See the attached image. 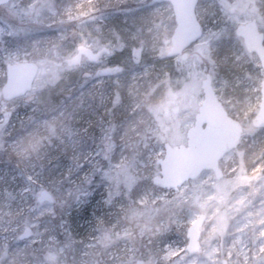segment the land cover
Listing matches in <instances>:
<instances>
[{"label": "rangeland", "instance_id": "obj_1", "mask_svg": "<svg viewBox=\"0 0 264 264\" xmlns=\"http://www.w3.org/2000/svg\"><path fill=\"white\" fill-rule=\"evenodd\" d=\"M108 1L119 7L95 13V0H10L0 7V264L11 252L24 264L21 253L34 244L49 255L31 264H264V129L251 124L263 73L235 34L238 24L253 19L264 34V0H199L203 34L184 60L165 57L175 28L167 1ZM39 31L54 34L31 37ZM79 45L108 53L67 67ZM48 60L62 64L57 73L47 68ZM22 61H34L40 70L23 98L5 102L4 65ZM114 65L119 70L111 77H97ZM205 74L243 127L239 146L220 161V180L205 170L177 190L150 185L146 179L158 173L163 144H186ZM152 79L159 87L156 102L150 101ZM68 95L76 101V118L51 114L53 97L61 96V104ZM14 128L23 133L9 136ZM83 134L101 146L83 149ZM45 166L56 168L55 191L72 197L55 227L47 220L53 204L36 202L47 189ZM106 172L120 182L108 177L102 185ZM91 176V188L77 195ZM201 213L200 245L190 254L186 230ZM27 226L32 236L20 241ZM55 230L76 242L71 255Z\"/></svg>", "mask_w": 264, "mask_h": 264}, {"label": "water", "instance_id": "obj_2", "mask_svg": "<svg viewBox=\"0 0 264 264\" xmlns=\"http://www.w3.org/2000/svg\"><path fill=\"white\" fill-rule=\"evenodd\" d=\"M10 0H0V6L6 5ZM172 7L175 28L170 37V47L166 57L171 58L180 55L182 59L188 57L182 53L202 35L201 25L197 20L195 8L199 0H167ZM236 34L242 37L244 46L248 52H253L263 71L260 84L261 100L258 112L252 120L255 128L264 127V36L259 33L255 21L245 25H238ZM105 48L97 53L87 48L78 47L74 57L66 61L68 67L77 65L82 55L89 61H96ZM119 69L118 66L106 68L98 73V76L109 77ZM38 67L33 62H22L7 66L6 80L1 93L5 100L22 97L32 87V82L37 74ZM203 100L194 118V124L186 131V145L172 146L164 143V155L156 159L159 166V174L152 178V184L159 188L177 190L183 183L196 178L203 170L213 172L216 179L223 176L219 167V160L229 151L236 148L242 134V127L238 121L228 116L221 102L216 98L211 86L210 76L207 74L201 81ZM38 203L52 202L51 194L43 190L36 198ZM205 216L200 214L186 230L188 239L186 250L195 253L199 246L200 227ZM31 236V228L26 227L19 236V240H25ZM134 264H146L137 260ZM222 264H227L222 261Z\"/></svg>", "mask_w": 264, "mask_h": 264}, {"label": "trees", "instance_id": "obj_3", "mask_svg": "<svg viewBox=\"0 0 264 264\" xmlns=\"http://www.w3.org/2000/svg\"><path fill=\"white\" fill-rule=\"evenodd\" d=\"M55 1L57 3H59L61 0H55ZM133 5H134V3L131 4V6H133ZM88 6H91V5H88ZM83 7H86V6H83ZM115 7L116 8L119 7V4H116L115 2H109L108 0H95V2L92 4L90 9L95 11V13H97V11H107L108 9L115 10L114 9ZM12 26L14 28H16L14 24ZM45 29H47V28H45ZM45 29H43V30H45ZM53 34H54V32L39 31L34 36H31V37L32 38H34L35 36H48V37H50ZM47 65H48L49 70H51L53 73H57L58 70L61 68V64L60 63L57 64V63L52 62L50 60H48ZM152 80H150V81H152V85L154 86V89H153V92L150 94V101L151 102H156L157 98H156L155 95H156V90L159 89V87L157 88V86H156V79H152ZM61 98H62L61 96L53 97V100L55 102V106L51 110L50 113L54 114V115H58L60 113V114H65V115H67L70 118H76V116H77L76 113L78 112V110H74L76 101L73 100L74 99L73 95L66 96L64 98V103L59 104V101H60ZM95 105L96 104L91 103L89 105V109L90 110L91 109L95 110L93 112H95L97 115H99L98 110H96L94 108ZM60 107H62V108H60ZM77 109H78V107H77ZM84 113H86V112L84 111ZM21 133H23V132H21L18 129L14 128L9 136L15 137V136H17V135H19ZM81 139L82 140L80 141V143L81 144H83V143L86 144V145H82L83 149H85L86 147L90 146V144L92 146H101L100 145L101 141L98 140L97 137H93V136H88L87 137L85 134H83L81 136ZM4 147L5 148L8 147V142L5 143ZM69 151H70V149H67L66 152L68 153ZM4 154L5 155H9L10 156V160H16L15 155H13L10 151L4 152ZM105 165H106V160H105V158H102V160H101V168L106 169ZM43 170L46 172V174H47L46 177L48 179L46 188L49 189L55 195V198H56L55 202L53 203L54 212H53V214H52V216L50 218H47V220H50L51 226L55 227L57 224H59L63 220L66 208L69 206L68 202L71 200L72 197L70 195L69 196L65 195L64 194L65 191H63L62 193L61 192H56L55 189L53 188V186L56 184V182L58 180V178L55 175L56 174V168L53 169V170H50V169H48V166H45L43 168ZM108 175H110V176H108ZM108 177H110V181L112 182V184L120 182V176L119 175L110 174V173L106 172V174L104 175V183L102 185L106 184ZM116 177H118L117 180H116ZM94 179H95V176H91L88 180L86 179L84 181H81L79 186H78L79 190H77V195H79V196L84 195L85 192L87 191V189L91 188V186H92L90 181H92ZM146 180L149 181V184H150L149 178H147ZM100 183L101 182H98V184H100ZM140 184H142V181L140 182ZM102 185H100V186H102ZM135 190L136 191L139 190L138 189V184H136V186L134 188V192H135ZM55 229H57V228H55ZM55 231L57 232L56 234L58 236L57 240H58V242H60L62 244L63 249L65 251V254L68 255V256L71 255V253H73L75 251L76 242H73L74 240H73L72 237H69V239H66L68 236L66 237L67 234L65 235L64 234L65 232H62V234L60 235L58 230H55ZM47 251H48L47 249L42 248L40 245L34 244L30 248L25 249L21 253L22 254L21 261L24 264H31L34 261H40V260L46 259L47 256L49 255V253ZM18 258H19V254L18 253H16V252L8 253L7 257L4 259L2 264H18Z\"/></svg>", "mask_w": 264, "mask_h": 264}, {"label": "flooded vegetation", "instance_id": "obj_4", "mask_svg": "<svg viewBox=\"0 0 264 264\" xmlns=\"http://www.w3.org/2000/svg\"><path fill=\"white\" fill-rule=\"evenodd\" d=\"M95 12V11H94ZM255 24H256V26L258 27V24L256 23V21H255ZM259 28V27H258ZM170 39V38H169ZM80 47H83V48H87L89 51H91V52H93V53H97V52H99L101 49H102V47L101 48H99L97 51H93V49L92 48H89L87 45H79ZM79 46H77V47H79ZM108 53V51L105 53V54H107ZM84 56H81V58H83ZM81 58H80V61H81ZM22 62H33V63H35L36 65H37V67H38V72H39V70H40V67H39V65L36 63V62H34V61H22ZM22 62H17V63H22ZM17 63H8V64H6V66L4 65V69H5V80H6V72H7V66H9V65H12V64H17ZM48 63V62H47ZM58 63H60V62H58ZM112 67V66H111ZM47 68H48V65H47ZM108 68H110V67H108ZM103 69H106V68H103ZM103 69H101V70H103ZM101 70H99V72L101 71ZM98 72V73H99ZM114 74V73H113ZM112 76V75H111ZM111 76H109V77H111ZM97 77L98 78H100L98 75H97ZM101 78H106V77H101ZM5 83V82H4ZM4 83H3V85H4ZM2 85V86H3ZM2 89V88H1ZM1 95H2V93H1ZM25 96V95H24ZM24 96H22V97H18V98H14V99H12V100H5L4 99V101L5 102H10V101H13V100H16V99H19V98H23ZM3 98V97H2ZM240 123V122H239ZM251 124H252V121H251ZM240 125H241V123H240ZM253 126V125H252ZM241 127H242V125H241ZM254 127V126H253ZM255 128V127H254ZM258 129V128H257ZM242 130H243V127H242Z\"/></svg>", "mask_w": 264, "mask_h": 264}]
</instances>
